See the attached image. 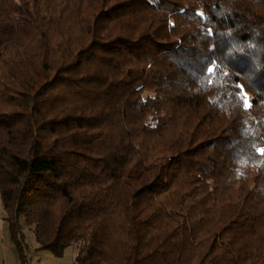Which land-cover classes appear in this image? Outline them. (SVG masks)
<instances>
[{
	"label": "trees",
	"instance_id": "1",
	"mask_svg": "<svg viewBox=\"0 0 264 264\" xmlns=\"http://www.w3.org/2000/svg\"><path fill=\"white\" fill-rule=\"evenodd\" d=\"M258 149L264 0H0V203L22 262L32 226L74 264H264Z\"/></svg>",
	"mask_w": 264,
	"mask_h": 264
},
{
	"label": "rangeland",
	"instance_id": "2",
	"mask_svg": "<svg viewBox=\"0 0 264 264\" xmlns=\"http://www.w3.org/2000/svg\"><path fill=\"white\" fill-rule=\"evenodd\" d=\"M25 242L22 244V254L25 261L22 262L20 248L11 241L7 222L3 218V210L0 203V264H74L77 245L66 246L59 256L53 252L38 248L32 226H23ZM20 255V256H19Z\"/></svg>",
	"mask_w": 264,
	"mask_h": 264
},
{
	"label": "snow or ice",
	"instance_id": "3",
	"mask_svg": "<svg viewBox=\"0 0 264 264\" xmlns=\"http://www.w3.org/2000/svg\"><path fill=\"white\" fill-rule=\"evenodd\" d=\"M207 71L211 73L214 71V69L210 67L207 69ZM236 87L240 89L239 93L237 94L238 102L240 103V105L243 107L244 110L250 109L252 107V103L250 101V98L248 97L247 92L244 90V87L242 85H236ZM258 151H260L261 154H264V149H258Z\"/></svg>",
	"mask_w": 264,
	"mask_h": 264
}]
</instances>
